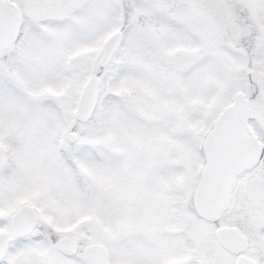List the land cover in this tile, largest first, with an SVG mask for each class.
I'll return each instance as SVG.
<instances>
[{"label":"snow or ice","instance_id":"1","mask_svg":"<svg viewBox=\"0 0 264 264\" xmlns=\"http://www.w3.org/2000/svg\"><path fill=\"white\" fill-rule=\"evenodd\" d=\"M0 264H264V0H0Z\"/></svg>","mask_w":264,"mask_h":264}]
</instances>
